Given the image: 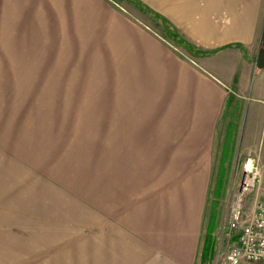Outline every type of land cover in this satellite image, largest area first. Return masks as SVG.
I'll list each match as a JSON object with an SVG mask.
<instances>
[{
    "label": "rangeland",
    "instance_id": "obj_1",
    "mask_svg": "<svg viewBox=\"0 0 264 264\" xmlns=\"http://www.w3.org/2000/svg\"><path fill=\"white\" fill-rule=\"evenodd\" d=\"M143 1L161 13L172 9L173 0ZM92 2L96 11L79 19L97 15L93 27L76 19L69 0H0V264H93L98 256L107 264L116 253L107 239H120L110 222H127L128 242L138 247L154 217L156 228L166 227L182 206L201 214L200 238L213 209L211 254L195 264H220L237 241L239 229L227 228L235 212L245 217L264 201L260 167L240 132L264 105L252 91L256 75L243 92L234 82L222 86L157 17L130 0ZM117 35L170 47L152 49L163 58V76L143 62L145 49L109 46ZM196 85L217 99L209 125L191 124L187 97L164 118L172 97ZM151 94L155 118L126 114L154 104Z\"/></svg>",
    "mask_w": 264,
    "mask_h": 264
},
{
    "label": "crops",
    "instance_id": "obj_2",
    "mask_svg": "<svg viewBox=\"0 0 264 264\" xmlns=\"http://www.w3.org/2000/svg\"><path fill=\"white\" fill-rule=\"evenodd\" d=\"M69 1L73 8V15L78 16L77 20H85L92 27L97 23V15L96 19L90 17L83 20L79 19L85 12L93 14L96 11L92 0ZM140 1L149 6L143 0ZM157 12L166 17L179 35L194 45L196 49H217L208 55L197 57L203 59V68L219 84L229 87L234 82L237 90L243 92L249 88L250 76L253 73L256 75L252 86L254 98L258 101H264V67L260 69L253 67L254 58H256V56L253 57V53L257 55L258 50L264 48V0H173L169 14ZM115 18L112 16L109 26L115 27ZM130 35L129 41L125 39L124 35H117L118 39L111 40L109 46H112L113 49H145L141 54L143 62L148 63V68L153 67L157 70L158 78L163 76L158 67L159 63H163V58L157 50L152 49L171 48L160 45L155 37L153 39L157 45L152 46L150 43L143 46L145 35L135 36V38H130ZM182 82L183 78L180 79L178 86ZM177 93L172 97L173 103L168 106L169 109L167 108L168 112L165 111L164 118L170 119V117L175 116L176 113L174 112L180 105V101L187 97L194 102L192 111L188 113L191 124L198 126L203 122V127L206 128L216 113L217 99L212 98L198 85L192 88L191 95H181L184 96L181 98L179 91ZM155 98L156 94L149 95V102H154ZM126 100L124 99V102L127 104L129 99ZM119 102L121 103L123 100L119 99ZM155 104L154 102V104L149 105L147 102L142 104L140 109H136V104H134L132 105L133 108L131 106L126 114H133L135 117L139 115V117L144 118L145 116L155 118L157 110L152 109ZM120 110V108L117 109L119 113L116 116L118 117L121 114ZM247 118H249L250 123L249 126L242 125L241 138L249 144L246 143L245 149L249 147L247 154H250V159L260 167L257 196L264 198V105H257V108L252 110L251 116ZM181 208H176L174 216L166 218V227L162 226L161 228H167V231L156 228L154 217L151 220L152 224L145 227L148 230L143 229L146 232L139 231L143 232L141 235L144 242L139 243L138 247H134L128 242L131 235L126 230V227L127 229L130 228H128L127 222H122L123 225L116 224L119 230L116 229L115 224L111 226L113 224L110 222L107 225L108 230L113 229L111 232L115 235L116 232H119L117 236L120 239H118L119 243L115 238L107 239L108 246L116 252L114 257L110 253L108 254L107 264H195L201 231L200 226H198L201 214L197 219L198 210L193 209L192 211L190 207L187 208L188 210ZM182 215H185L184 218ZM132 225L135 228V224ZM101 261L98 256L97 261L93 259V264H100Z\"/></svg>",
    "mask_w": 264,
    "mask_h": 264
},
{
    "label": "built area",
    "instance_id": "obj_3",
    "mask_svg": "<svg viewBox=\"0 0 264 264\" xmlns=\"http://www.w3.org/2000/svg\"><path fill=\"white\" fill-rule=\"evenodd\" d=\"M249 171L252 173L251 169ZM247 182V185L251 183ZM239 202L238 198V207ZM240 218L242 220L239 221ZM227 228L239 229V233L236 243H230L224 261L220 264H240L242 260L264 262V201H256L253 212L245 217L240 216L238 209Z\"/></svg>",
    "mask_w": 264,
    "mask_h": 264
},
{
    "label": "trees",
    "instance_id": "obj_4",
    "mask_svg": "<svg viewBox=\"0 0 264 264\" xmlns=\"http://www.w3.org/2000/svg\"><path fill=\"white\" fill-rule=\"evenodd\" d=\"M130 1L136 4L141 9L148 12L149 14L160 19L161 22L165 25L164 27L167 30V33H168L167 35L171 37L173 42L178 46L188 49L189 51L193 50V53H192L193 55H208L217 50V49H209V50L196 49L194 45H192L190 42H188L187 40H185L183 37L179 35L176 28L169 22V20L166 17H164L157 11L153 10L152 8H150L149 6H147L140 0H130ZM231 102H232V98H231V95H229L226 99V106H229ZM210 216H211V219L208 221L206 229H204L205 231L203 235H201L200 243H199L200 247L197 250V257L198 259L201 258L202 261L206 260L211 254V248H212L211 233L214 228V218H215V213L213 209H212V212L210 213Z\"/></svg>",
    "mask_w": 264,
    "mask_h": 264
},
{
    "label": "water",
    "instance_id": "obj_5",
    "mask_svg": "<svg viewBox=\"0 0 264 264\" xmlns=\"http://www.w3.org/2000/svg\"><path fill=\"white\" fill-rule=\"evenodd\" d=\"M255 67L263 68L264 67V48L258 50L256 58H255Z\"/></svg>",
    "mask_w": 264,
    "mask_h": 264
},
{
    "label": "bare ground",
    "instance_id": "obj_6",
    "mask_svg": "<svg viewBox=\"0 0 264 264\" xmlns=\"http://www.w3.org/2000/svg\"><path fill=\"white\" fill-rule=\"evenodd\" d=\"M251 162L250 161H247V164H246V168L249 170V168L251 167Z\"/></svg>",
    "mask_w": 264,
    "mask_h": 264
}]
</instances>
